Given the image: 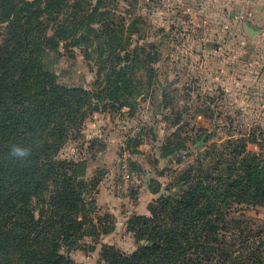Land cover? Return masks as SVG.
Instances as JSON below:
<instances>
[{"label":"rangeland","instance_id":"374dc122","mask_svg":"<svg viewBox=\"0 0 264 264\" xmlns=\"http://www.w3.org/2000/svg\"><path fill=\"white\" fill-rule=\"evenodd\" d=\"M60 1L69 14L101 15L99 34L77 47L69 39L71 49L55 38L42 61L64 86L90 93L56 157L77 163L88 223L61 252L75 264H105V246L131 255L149 244L129 222L161 218V199L181 191L180 175L194 169L208 183L229 173L235 154L264 160V0ZM101 42L109 45L99 55ZM112 48L120 49L114 58ZM115 64L126 67L127 82L110 87ZM224 213L241 222L229 225V246L264 252V206ZM7 260L17 264L11 254Z\"/></svg>","mask_w":264,"mask_h":264},{"label":"trees","instance_id":"16d2710c","mask_svg":"<svg viewBox=\"0 0 264 264\" xmlns=\"http://www.w3.org/2000/svg\"><path fill=\"white\" fill-rule=\"evenodd\" d=\"M69 9L60 0H0V264H10L8 254L17 264H75L61 250L88 224L77 163L56 157L68 132L82 123L90 93L64 86L42 63L55 38L71 49V39L79 40L77 47L86 34H99L97 9L82 14ZM111 32L105 27L103 34ZM108 45L98 48L99 55ZM119 51L112 48L110 57ZM113 66L106 85H123L126 67ZM119 75L121 81L113 82ZM13 145L30 155L9 158ZM193 171L178 177L179 193L161 199V218L139 216L129 222L149 244L131 255L105 246V264H264V252L252 254L254 246L240 251L229 246L228 227L241 222L229 221L224 213V207L264 206V160L235 154L229 173L208 183L195 179ZM46 193H51L48 202ZM33 200L42 208L31 207ZM156 209L151 206L152 214Z\"/></svg>","mask_w":264,"mask_h":264},{"label":"clouds","instance_id":"9594fccd","mask_svg":"<svg viewBox=\"0 0 264 264\" xmlns=\"http://www.w3.org/2000/svg\"><path fill=\"white\" fill-rule=\"evenodd\" d=\"M30 155V152L26 148H22L19 145H13L8 153L9 158H15L17 160H24Z\"/></svg>","mask_w":264,"mask_h":264}]
</instances>
